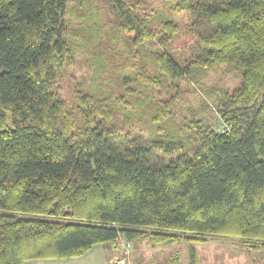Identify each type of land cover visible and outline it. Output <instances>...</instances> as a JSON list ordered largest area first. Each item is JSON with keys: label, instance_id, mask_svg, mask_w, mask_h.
I'll use <instances>...</instances> for the list:
<instances>
[{"label": "trees", "instance_id": "obj_1", "mask_svg": "<svg viewBox=\"0 0 264 264\" xmlns=\"http://www.w3.org/2000/svg\"><path fill=\"white\" fill-rule=\"evenodd\" d=\"M167 230L264 248V0H0V264Z\"/></svg>", "mask_w": 264, "mask_h": 264}, {"label": "rangeland", "instance_id": "obj_2", "mask_svg": "<svg viewBox=\"0 0 264 264\" xmlns=\"http://www.w3.org/2000/svg\"><path fill=\"white\" fill-rule=\"evenodd\" d=\"M96 6H99V2L96 3ZM70 5H73L71 3ZM68 21L70 25L78 24V19L69 12L67 15ZM174 19L181 25H183L187 21V17L184 13L175 14ZM185 41H187L186 34H183L181 38H178L174 45L172 46L175 51L181 52L185 45ZM226 65H222L221 67L212 69L208 71L204 77V81L207 85H216L221 88H225L227 90H231L235 87L240 81L239 74L236 71H231L225 67ZM76 67L70 68V71L75 72L74 69ZM188 99L194 105H197L199 98L196 94H190ZM203 115H200L199 118H203ZM209 121L211 126L216 131H222L225 129L224 123L220 120L218 114L215 110H212L209 116L205 118ZM7 122L9 126H12L10 118H7ZM134 228V227H129ZM139 229H144L148 232L157 231L155 228L151 227H138ZM167 232L179 235L180 239L174 243L168 244H157L153 245L148 239L144 238H131L132 248H134L133 253H131L130 247L125 246V251L121 252L124 257H129L133 255L134 262L139 264H169L171 259L178 256L180 264H246V254L245 252L248 250H254L250 245L253 241L248 240L243 237L238 236H228L224 234H194V233H182L175 230H167ZM231 247V248H230ZM227 249H231L238 252V256L235 253V256L229 255L227 259L225 254H230ZM264 249V248H261ZM260 250V249H255ZM192 252L194 253V258L192 256ZM244 258V259H243ZM256 264H262L259 259H257Z\"/></svg>", "mask_w": 264, "mask_h": 264}, {"label": "crops", "instance_id": "obj_3", "mask_svg": "<svg viewBox=\"0 0 264 264\" xmlns=\"http://www.w3.org/2000/svg\"><path fill=\"white\" fill-rule=\"evenodd\" d=\"M120 247L113 248L109 245L104 244H95L90 249H88L85 253L79 256L66 257V258H49V259H33L29 260L27 264H139L134 262L133 255L129 257H124L123 254H120L123 250L125 251V244L129 242L131 246V253H133L132 242L126 241L122 237L120 238ZM231 248V247H230ZM230 254H225L226 258H229V255L232 257L235 256V251L231 249H227ZM238 256V252L236 253ZM246 254V264H256L259 259L262 264H264V249L260 250H248L245 252ZM239 257V256H238ZM244 259V258H243ZM181 263V262H180ZM225 264H228L227 262ZM259 264V263H258ZM261 264V263H260Z\"/></svg>", "mask_w": 264, "mask_h": 264}, {"label": "built area", "instance_id": "obj_4", "mask_svg": "<svg viewBox=\"0 0 264 264\" xmlns=\"http://www.w3.org/2000/svg\"><path fill=\"white\" fill-rule=\"evenodd\" d=\"M130 243L129 242H126L125 246L126 247H129Z\"/></svg>", "mask_w": 264, "mask_h": 264}]
</instances>
